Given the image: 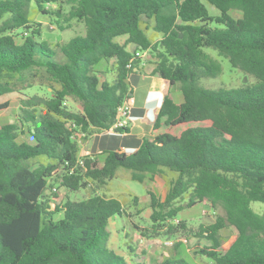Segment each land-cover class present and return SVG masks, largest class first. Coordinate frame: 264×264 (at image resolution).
<instances>
[{
    "label": "trees",
    "instance_id": "trees-1",
    "mask_svg": "<svg viewBox=\"0 0 264 264\" xmlns=\"http://www.w3.org/2000/svg\"><path fill=\"white\" fill-rule=\"evenodd\" d=\"M31 3L59 32L79 24L84 35L50 45L29 16ZM205 48L256 83L200 87L221 73ZM136 53L147 54L151 75L169 86L152 134L131 153L115 147L102 159L80 156V134L128 133L115 124L131 98L130 77L141 70ZM102 61L111 80L95 69ZM36 74L49 82L47 95L20 100L17 120L0 127V264H133L108 246L109 223L127 216L124 206L98 193L119 169L138 183L162 170L175 174L164 199L149 192L146 238L186 230L177 204L187 196L185 207L206 201L223 211L195 232L205 241L201 256L264 264V213L251 207L264 205V0H0V97ZM69 99L80 109L71 110ZM25 131L32 143L17 141ZM57 185L91 192L59 203ZM227 226L236 238L220 253ZM156 264L191 263L174 256Z\"/></svg>",
    "mask_w": 264,
    "mask_h": 264
},
{
    "label": "rangeland",
    "instance_id": "rangeland-1",
    "mask_svg": "<svg viewBox=\"0 0 264 264\" xmlns=\"http://www.w3.org/2000/svg\"><path fill=\"white\" fill-rule=\"evenodd\" d=\"M30 18L42 25L41 39L47 41L50 45L55 43H63L76 36L84 35V28L79 24H73L70 30L59 32L52 19L49 16L41 15L35 11L34 5L31 3ZM149 25V23H147ZM152 34V30L149 31ZM155 38H158L157 36ZM117 42H123V39L117 38ZM204 51L221 66V73L216 78L201 79L198 84L200 87L210 90L233 89L241 86H249L256 83V79L238 69L230 66L228 60L218 55V53L210 48H205ZM147 54L142 56L146 60ZM150 64L148 63L147 66ZM104 61L96 66V71L99 72L101 80H110V73ZM149 66L147 69H149ZM28 81L18 83L16 91L8 93L0 97V127L2 125L13 123L17 120L19 112L20 100L26 99L32 95L46 96V91L49 88V82L44 76L36 74L34 77L28 76ZM30 86V87H28ZM137 96V92L133 93ZM174 100H180V93L174 92ZM67 106L71 110H78L79 105L67 101ZM132 114V113H131ZM132 124L128 122L127 127ZM114 134L113 136H115ZM78 136L80 145V156L84 154H93L98 158H103V151L100 144L105 138H111L108 134H92ZM18 142L26 141L32 143V138L26 133L20 135ZM175 174L166 170H162L160 174L154 176L152 181L146 178L143 183L132 181L130 174L119 169L115 178L108 183L107 186L100 189L98 192L105 197L115 198L119 200L127 213L123 218L116 217L109 223L110 239L108 242L109 248L119 255L124 256L128 261L136 262L143 260L145 264H156L164 258L182 257L191 264H214L209 258L201 256L199 249L205 244V241L196 237L195 232L199 224H210L214 222L216 216H222L223 211L220 207L212 209L206 201L198 202L192 207H185L187 196L180 199L177 205L184 206V209L178 214L177 219L183 220L186 224V230L179 231L170 236H159L155 238H146L143 234H147L150 227L149 208V192H153L157 197L164 199L168 183L174 179ZM91 190L69 192L57 185L56 202L62 203L68 197L70 200L83 199L86 194L89 195ZM252 209L257 213H264V205L261 203H252ZM176 222V221H175ZM236 238V232L232 227H225L219 231V252L223 253L231 245ZM131 248V249H130ZM137 256V257H135Z\"/></svg>",
    "mask_w": 264,
    "mask_h": 264
},
{
    "label": "crops",
    "instance_id": "crops-1",
    "mask_svg": "<svg viewBox=\"0 0 264 264\" xmlns=\"http://www.w3.org/2000/svg\"><path fill=\"white\" fill-rule=\"evenodd\" d=\"M124 41V37H121ZM145 54H140L143 56ZM141 70H135L136 74L130 77V95L134 100L132 115L135 118L128 133L116 134L111 138H105L100 144L102 150L121 148L133 150V145L144 137L152 134V124L159 108L162 97L169 91L168 83L159 77L151 75L153 65L149 69L148 62L142 59ZM107 65V64H106ZM109 66V65H107ZM112 74L110 73V80ZM137 92V96L133 93ZM174 92L172 93L173 97ZM174 99V97H173ZM176 102H180L175 98Z\"/></svg>",
    "mask_w": 264,
    "mask_h": 264
},
{
    "label": "built area",
    "instance_id": "built-area-1",
    "mask_svg": "<svg viewBox=\"0 0 264 264\" xmlns=\"http://www.w3.org/2000/svg\"><path fill=\"white\" fill-rule=\"evenodd\" d=\"M136 56H139V53L135 54ZM134 105V100L131 97L129 100H126L121 107L118 109V116H117V123L115 124L116 127H127L128 122L133 121L135 118L133 117L132 108ZM106 134H109L105 132ZM126 152L131 153L133 150L125 149ZM82 164V162H79ZM53 191H56L55 188L52 189Z\"/></svg>",
    "mask_w": 264,
    "mask_h": 264
},
{
    "label": "water",
    "instance_id": "water-1",
    "mask_svg": "<svg viewBox=\"0 0 264 264\" xmlns=\"http://www.w3.org/2000/svg\"><path fill=\"white\" fill-rule=\"evenodd\" d=\"M127 82V81H126ZM131 95V94H130Z\"/></svg>",
    "mask_w": 264,
    "mask_h": 264
}]
</instances>
